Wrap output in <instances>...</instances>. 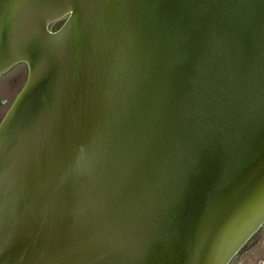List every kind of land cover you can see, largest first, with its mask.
<instances>
[{"label": "water", "instance_id": "95a60500", "mask_svg": "<svg viewBox=\"0 0 264 264\" xmlns=\"http://www.w3.org/2000/svg\"><path fill=\"white\" fill-rule=\"evenodd\" d=\"M18 64L0 264H230L264 224V0H0Z\"/></svg>", "mask_w": 264, "mask_h": 264}, {"label": "rangeland", "instance_id": "374dc122", "mask_svg": "<svg viewBox=\"0 0 264 264\" xmlns=\"http://www.w3.org/2000/svg\"><path fill=\"white\" fill-rule=\"evenodd\" d=\"M27 67L19 64L0 76V121L22 88ZM16 80V82H14ZM231 264H264V228L249 242L241 255Z\"/></svg>", "mask_w": 264, "mask_h": 264}, {"label": "flooded vegetation", "instance_id": "af4514ba", "mask_svg": "<svg viewBox=\"0 0 264 264\" xmlns=\"http://www.w3.org/2000/svg\"><path fill=\"white\" fill-rule=\"evenodd\" d=\"M61 24V22H58L56 25H60ZM53 26H51L50 27V29L52 28ZM19 65V64H18ZM17 66V65H16ZM14 82H16V80H14ZM23 86V85H22ZM21 86V87H22ZM264 228V224L262 225V227L250 238V240L244 245V247L236 254V256L232 259V261L234 260V259H237L240 255H241V253H242V251L246 248V246L249 244V242L262 230ZM232 261L230 262V264L232 263Z\"/></svg>", "mask_w": 264, "mask_h": 264}]
</instances>
